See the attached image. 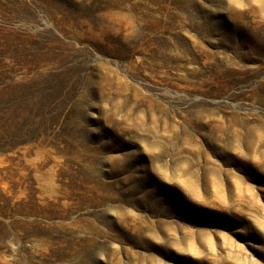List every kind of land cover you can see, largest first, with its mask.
I'll return each mask as SVG.
<instances>
[{
	"label": "rangeland",
	"instance_id": "obj_1",
	"mask_svg": "<svg viewBox=\"0 0 264 264\" xmlns=\"http://www.w3.org/2000/svg\"><path fill=\"white\" fill-rule=\"evenodd\" d=\"M0 264H264V0H0Z\"/></svg>",
	"mask_w": 264,
	"mask_h": 264
},
{
	"label": "bare ground",
	"instance_id": "obj_2",
	"mask_svg": "<svg viewBox=\"0 0 264 264\" xmlns=\"http://www.w3.org/2000/svg\"><path fill=\"white\" fill-rule=\"evenodd\" d=\"M168 41H169V40H168ZM173 43H174V42H173ZM260 136H261V135H260ZM262 156H263V155H262ZM240 258H241V257H240ZM240 258H239V259H240Z\"/></svg>",
	"mask_w": 264,
	"mask_h": 264
}]
</instances>
